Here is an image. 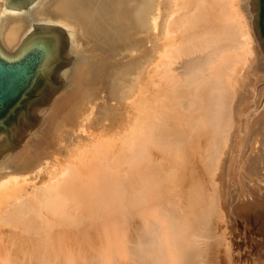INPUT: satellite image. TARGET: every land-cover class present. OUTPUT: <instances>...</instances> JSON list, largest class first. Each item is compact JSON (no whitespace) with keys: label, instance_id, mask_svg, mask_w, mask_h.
<instances>
[{"label":"bare ground","instance_id":"1","mask_svg":"<svg viewBox=\"0 0 264 264\" xmlns=\"http://www.w3.org/2000/svg\"><path fill=\"white\" fill-rule=\"evenodd\" d=\"M251 14L249 0H0V52L17 58L52 32L36 83L76 82L71 97L33 103L26 143L0 136V259L231 260L235 194L248 191L264 221V52ZM50 84L43 94L58 92Z\"/></svg>","mask_w":264,"mask_h":264},{"label":"rangeland","instance_id":"2","mask_svg":"<svg viewBox=\"0 0 264 264\" xmlns=\"http://www.w3.org/2000/svg\"><path fill=\"white\" fill-rule=\"evenodd\" d=\"M251 21L253 23V19H251ZM252 27H253L252 30L254 32V37L256 38V40L259 41V39L255 33V30H254V24L252 25ZM67 29L68 28H66V27L64 28V30H67ZM80 38H81V41H83L84 38L83 37H80ZM256 44H257V41H256ZM63 56L64 57L59 61V63H60V65L62 64L61 68H63V71L68 72V67H69V63H70L69 61L71 59L66 54ZM84 56H85L84 54L82 56L80 55L81 58H85ZM51 74H52V76H54L53 73H51ZM72 74L76 75L75 72L74 73L72 72ZM41 76L42 75H40V79L42 81L43 76L42 77ZM47 82L52 83V84H50V87L48 89L49 91H51V89L56 90L58 87H60L58 92L55 93V95L51 94V93H48L46 95L43 94V92H45V88L47 87V84H48ZM75 83L76 82L74 81V78L68 77V75H66L62 78H57V79L54 76L53 80L47 79V80H45V83H43V84L40 82L36 83V85L34 86L32 91L30 92V94L28 95L26 100L24 101L26 104L23 102L21 107L18 110H16L15 113L10 117V119L7 121V123L3 127L2 131L0 132V136L4 135L5 138L10 136L12 139V143H14V144L17 143V145H19V143H22V142L26 143V141H28L30 139L31 135L33 134L32 131L38 125L37 120L39 118L34 117L33 113H31V110L33 108V103L35 101H38L39 103H41L43 109L45 107L47 108L49 106V104H51V102L56 97L62 96L61 97L62 99H65L67 95L69 97L72 94V90L74 89L73 86L75 85ZM66 86H68L67 87L68 91L64 95V93H63L64 89H62V88H64V87L66 88ZM87 93L88 92H86L84 94L85 99L91 96L89 94L87 95ZM98 94H96V97H98ZM94 98L95 97L93 96L90 99V101L92 99L94 101L96 99V98L95 99ZM77 99L82 100V97H78ZM94 103H95V101H94ZM68 109H69V111L72 110V112L80 111V110H78L76 108H72V107H69ZM24 124L26 126V127L25 126L24 127L26 129L27 128L30 129V131H27V132L22 131ZM27 138H29V139H27ZM32 141L34 142V140L31 139V142ZM259 192H262V191L259 190ZM248 194H249L248 191L242 192L240 194H238V192H237L235 194L236 196L237 195L240 196V198L237 199V201H238L237 203H240V204L236 203L234 208L240 207L241 208V209L239 208L240 210L238 208L234 209L233 211H230L228 209L226 210L227 222L225 221L224 224L226 226L224 227V224H223V228L225 229V232L227 233L226 236L228 238L229 244H230L231 249H232V258H231V260H229L227 258H223L222 259L223 264H242V262H247V264H250V262H253V260H255V259L261 260L260 259L261 254L264 253V247L262 248V246L264 245V228H263V230L261 229V223H263L262 225L264 227V221L261 222L260 218L256 217L259 213V209H260L259 207H252L251 204H250L251 206L246 205L247 202L245 200L249 199ZM245 195H247V196L244 197ZM242 198H243V200H241ZM241 206L244 208L242 209ZM247 206L250 208H248ZM251 207H252V209H251ZM253 209L255 211H258V212H255ZM234 211H236V212H234ZM228 213L230 215H228ZM227 216L229 219L227 218ZM0 264H6V263L0 259Z\"/></svg>","mask_w":264,"mask_h":264},{"label":"water","instance_id":"3","mask_svg":"<svg viewBox=\"0 0 264 264\" xmlns=\"http://www.w3.org/2000/svg\"><path fill=\"white\" fill-rule=\"evenodd\" d=\"M249 6L254 30L264 52V0H249ZM41 34L48 38L34 40L17 58L11 59L0 52V132L26 100L52 57V32Z\"/></svg>","mask_w":264,"mask_h":264}]
</instances>
